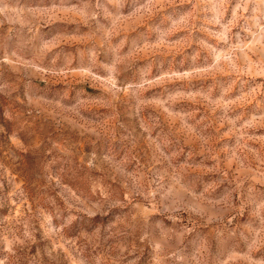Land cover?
Segmentation results:
<instances>
[{
  "label": "rangeland",
  "instance_id": "rangeland-1",
  "mask_svg": "<svg viewBox=\"0 0 264 264\" xmlns=\"http://www.w3.org/2000/svg\"><path fill=\"white\" fill-rule=\"evenodd\" d=\"M0 264H264V0H0Z\"/></svg>",
  "mask_w": 264,
  "mask_h": 264
}]
</instances>
